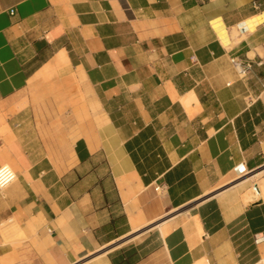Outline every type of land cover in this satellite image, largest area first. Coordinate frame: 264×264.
Instances as JSON below:
<instances>
[{"label": "crops", "instance_id": "obj_1", "mask_svg": "<svg viewBox=\"0 0 264 264\" xmlns=\"http://www.w3.org/2000/svg\"><path fill=\"white\" fill-rule=\"evenodd\" d=\"M3 164L0 264H264V0H0Z\"/></svg>", "mask_w": 264, "mask_h": 264}, {"label": "built area", "instance_id": "obj_2", "mask_svg": "<svg viewBox=\"0 0 264 264\" xmlns=\"http://www.w3.org/2000/svg\"><path fill=\"white\" fill-rule=\"evenodd\" d=\"M231 62L234 65L235 69L237 70V73L241 77H245L249 74L251 69L253 68V63L249 59H243L238 56H234L231 58ZM16 180V174L12 170V168L7 165L3 164L0 166V188L7 187L11 183H13ZM161 186L158 185L156 189L159 191L161 190Z\"/></svg>", "mask_w": 264, "mask_h": 264}, {"label": "trees", "instance_id": "obj_3", "mask_svg": "<svg viewBox=\"0 0 264 264\" xmlns=\"http://www.w3.org/2000/svg\"><path fill=\"white\" fill-rule=\"evenodd\" d=\"M136 254L135 250H129L124 252L122 255H119L117 258L113 259L114 264H132L134 257Z\"/></svg>", "mask_w": 264, "mask_h": 264}, {"label": "rangeland", "instance_id": "obj_4", "mask_svg": "<svg viewBox=\"0 0 264 264\" xmlns=\"http://www.w3.org/2000/svg\"><path fill=\"white\" fill-rule=\"evenodd\" d=\"M157 222H159V221H157Z\"/></svg>", "mask_w": 264, "mask_h": 264}, {"label": "bare ground", "instance_id": "obj_5", "mask_svg": "<svg viewBox=\"0 0 264 264\" xmlns=\"http://www.w3.org/2000/svg\"><path fill=\"white\" fill-rule=\"evenodd\" d=\"M246 27V26H245Z\"/></svg>", "mask_w": 264, "mask_h": 264}]
</instances>
